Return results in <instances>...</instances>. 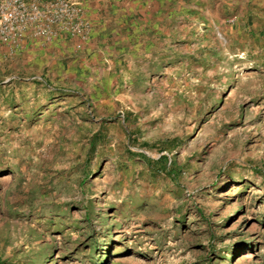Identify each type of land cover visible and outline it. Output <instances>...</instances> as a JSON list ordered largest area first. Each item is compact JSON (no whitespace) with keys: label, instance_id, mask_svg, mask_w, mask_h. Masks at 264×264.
Instances as JSON below:
<instances>
[{"label":"rangeland","instance_id":"1","mask_svg":"<svg viewBox=\"0 0 264 264\" xmlns=\"http://www.w3.org/2000/svg\"><path fill=\"white\" fill-rule=\"evenodd\" d=\"M24 1L87 30L0 40V264H264V0Z\"/></svg>","mask_w":264,"mask_h":264},{"label":"built area","instance_id":"2","mask_svg":"<svg viewBox=\"0 0 264 264\" xmlns=\"http://www.w3.org/2000/svg\"><path fill=\"white\" fill-rule=\"evenodd\" d=\"M53 25L86 38L87 26L76 3L61 1L51 9L42 10L24 0H3L0 7V40L18 43L26 29L34 26L41 35L53 32Z\"/></svg>","mask_w":264,"mask_h":264}]
</instances>
